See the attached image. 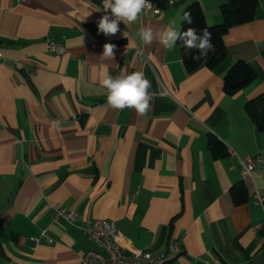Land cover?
Here are the masks:
<instances>
[{
    "label": "crops",
    "instance_id": "0c3cea01",
    "mask_svg": "<svg viewBox=\"0 0 264 264\" xmlns=\"http://www.w3.org/2000/svg\"><path fill=\"white\" fill-rule=\"evenodd\" d=\"M195 1L209 25L222 22L224 0H178L105 36L98 21L114 17L103 0H0V264H81L98 249L84 233L98 219L118 223L129 253L162 256L180 242L172 264H264V204L255 202L264 164L243 180L230 154L264 153V132L245 109L264 94V0L253 22L225 36L223 64L189 73L178 43L145 45L138 32L172 21L180 31ZM105 43L116 45L113 60L100 59ZM237 61L257 78L230 97L224 78ZM122 70L150 81L147 116L107 104L100 72ZM210 137L229 155L214 156ZM240 184L248 200L236 205ZM57 205L77 213L74 224L54 220Z\"/></svg>",
    "mask_w": 264,
    "mask_h": 264
},
{
    "label": "clouds",
    "instance_id": "9594fccd",
    "mask_svg": "<svg viewBox=\"0 0 264 264\" xmlns=\"http://www.w3.org/2000/svg\"><path fill=\"white\" fill-rule=\"evenodd\" d=\"M172 2L174 3L175 0ZM151 7L149 0H103V11L110 10L111 17L114 18H110L107 14L102 16L98 21V32L105 36H114L120 30L119 23L121 21L134 23L145 9ZM183 21L192 25L194 22L192 14L185 12ZM123 35L126 39L128 38L127 32H124ZM138 36L145 45H150L154 40H157L166 48H172L179 42L186 54L192 53V59L197 61L216 51L212 42L213 34L208 28L197 30L195 27H189L185 31H178L175 28V21L162 30H154L150 26L141 27ZM115 49V44L105 43L100 59L113 60ZM99 83L106 89V102L111 108L116 110L134 108L138 116H147L154 94L149 91L151 83L143 72L128 73L122 70L118 76H112L107 71H101Z\"/></svg>",
    "mask_w": 264,
    "mask_h": 264
},
{
    "label": "trees",
    "instance_id": "16d2710c",
    "mask_svg": "<svg viewBox=\"0 0 264 264\" xmlns=\"http://www.w3.org/2000/svg\"><path fill=\"white\" fill-rule=\"evenodd\" d=\"M159 9L167 8V0H149ZM258 0H224L221 5L222 22L218 25L211 26L207 23L205 12L200 2L195 1L184 10L182 14L181 30L185 31L189 27H195L197 30L208 28L213 34V44L216 51L210 53L202 60H193L192 53L186 54L185 49L180 46L183 63L189 73L197 71L200 67L206 66L214 70L223 64L228 58V50L225 44V36L232 27L245 25L255 20L256 12L259 8ZM185 12H190L193 18V24L189 25L183 21ZM257 73L254 69L244 61L234 63L224 78V92L227 96H234L245 87L255 81ZM246 112L255 124L257 129L264 132V94L246 104ZM208 147L214 156H227L229 151L225 144L215 137H210ZM234 203L242 205L248 200V190L244 184L237 185L231 191ZM3 221L0 220V234L3 229ZM0 243V253H2ZM171 261L168 264H172Z\"/></svg>",
    "mask_w": 264,
    "mask_h": 264
},
{
    "label": "built area",
    "instance_id": "2783aa9c",
    "mask_svg": "<svg viewBox=\"0 0 264 264\" xmlns=\"http://www.w3.org/2000/svg\"><path fill=\"white\" fill-rule=\"evenodd\" d=\"M149 3L152 7L144 11L160 10L154 3L150 1ZM174 3L172 0H167L168 5H173ZM46 48L47 51L58 57L64 56L67 52L64 47H61L54 41H47ZM2 57L3 54L0 50V58ZM230 154L241 164V177L243 180L248 178L257 167L264 164V153L246 159L239 158L233 152ZM255 202L263 205L264 197L256 195ZM53 217L54 220L63 219L70 224H74L77 219V213L71 209L57 205L53 209ZM84 233L98 249L87 251L82 257L81 264H168L181 253L182 248L180 242H176L170 246L169 252L166 255L157 257L147 251L129 253L121 245V234L118 223L108 219L94 221L89 228L84 230Z\"/></svg>",
    "mask_w": 264,
    "mask_h": 264
}]
</instances>
